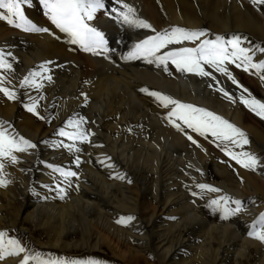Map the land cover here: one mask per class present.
Masks as SVG:
<instances>
[{"label":"bare ground","instance_id":"obj_1","mask_svg":"<svg viewBox=\"0 0 264 264\" xmlns=\"http://www.w3.org/2000/svg\"><path fill=\"white\" fill-rule=\"evenodd\" d=\"M131 1L133 18L151 28L135 27L139 34L124 50L107 37L112 50L105 56L85 51L58 31L47 9L41 8V0H30L22 7L33 24L48 32L25 31L0 19V52L13 68L0 80L15 92L14 99L0 92V124L7 134L23 136L36 145L14 153L16 163L4 161L2 175L9 182L0 186V231L20 240L26 252L0 264H20L25 254L40 258L29 264L57 259L81 264L90 260L97 264H264V241L249 235L262 230L264 215V118L256 117L242 102L243 98L264 103V69L245 71L227 63L234 84L207 65L204 68L211 75L200 76L178 71L171 61L165 70L145 58L127 59L136 44L180 27L203 31L200 40L240 37L252 62H264L260 51L264 4ZM103 3L105 7L87 21L101 30L109 25L107 19L118 2ZM0 12L7 15L5 9ZM199 42L168 45L158 55ZM58 60L63 66L57 77L38 79L42 87L32 96L25 94L28 88H22L21 81L30 73H43L41 66L50 67ZM151 92L213 112L244 132L248 144H222L210 132L201 135L175 118L173 123L168 118L173 106L165 107ZM33 98L40 102L36 112H26ZM81 113L87 118L81 128L88 140L76 141L79 152L70 151L61 144L72 141L66 137L59 141V129L74 131L67 122L82 119ZM225 146L256 156L257 167L237 164L222 153ZM49 165L76 176L69 184ZM198 184L220 191H202ZM221 196L233 203L241 201L240 211L227 217L212 214L210 203ZM128 216L134 219L117 223Z\"/></svg>","mask_w":264,"mask_h":264},{"label":"snow or ice","instance_id":"obj_2","mask_svg":"<svg viewBox=\"0 0 264 264\" xmlns=\"http://www.w3.org/2000/svg\"><path fill=\"white\" fill-rule=\"evenodd\" d=\"M30 0H0V9H5V13L0 12V19H6L9 24H14L18 28H23L25 31L31 32H48L47 28L37 27L33 24L24 13L22 5L29 3ZM44 7L47 9V15L52 24L60 31L67 33L71 37L73 44H79L85 51L96 52L99 48L106 49V41L104 40L103 33L97 31L96 28L90 26L87 21L94 18V13L97 9L104 8L103 0H41ZM254 4H264V0H253ZM122 8L126 11H118L117 8H112V12H117L118 16L122 18L123 22L130 26L139 28H151V25L143 20L132 18L134 9L128 4H122ZM205 33L203 31H189L184 28L175 27L164 32L157 33L155 36H150L142 42L135 45L134 51L129 54L127 59H135L143 57L147 59L148 63H157L158 66L163 65L167 70L168 62L171 61L175 68L180 72H193L200 76H210L211 73L206 71L204 65L215 69V71L226 75L232 82L237 83L235 78L231 75L226 67L227 63L235 64L236 67H243L245 71L249 68L262 70L264 69V62L253 63L252 56L249 54L250 50L241 47L240 37H234L231 40L225 41L223 37L217 36L215 40H200ZM185 41L196 42L200 41L195 47H182L176 50L168 51L162 55H158L161 49L166 48L168 45L181 44ZM264 52V48L260 49ZM43 73L49 70L46 66H41ZM0 68L8 71L12 68V64L8 62L5 54L0 52ZM43 73H30L21 81L22 88H35L39 90L42 87L41 83H37L35 77L41 76L42 79L51 81V76H45ZM214 78V77H213ZM223 92L225 96L228 93L223 88L218 89ZM147 91V90H145ZM0 92H3L9 99L15 98V92L10 91L8 88L3 87V80H0ZM150 95L154 96L165 107L172 105V109L168 113V118L173 123L175 119L181 120L188 128L193 129L195 132L205 135L211 133L223 144L225 141L232 145L242 146L248 144L244 132L235 127L227 120L208 111L204 108L195 107L192 104L181 103L179 100L172 99L167 95H162L160 92H151ZM42 99V97H40ZM242 102L252 108L257 115L264 118V103L255 99H243ZM38 100L32 99V103L27 106L29 112H36ZM259 109V111H257ZM84 123L83 119L69 120L67 126L74 129L72 132H66L64 128L59 129V135L67 137L72 141L71 144H61V146L68 148L70 151L74 150L79 152L80 149L76 147V141L85 142L88 140V134L81 128ZM177 128L180 126L175 125ZM239 137L240 139H237ZM190 140L192 137H188ZM195 143V141H193ZM36 145L31 141L20 136L18 139L15 136L7 134V130L0 124V186H7L6 179L3 178V169L5 168L4 161L9 163H16L18 157L14 154L16 152H24L28 148H35ZM225 154L235 160L237 164L245 168L255 169L258 164L256 156L248 152L235 153L227 150L225 146ZM77 164L79 157L76 158ZM49 167H53L49 165ZM53 171L59 172L65 181L70 184V177H75L76 173L73 171H65L59 167H53ZM122 178V177H120ZM202 191L207 190L210 192H219L220 189L210 187L206 184H198ZM61 192L64 190L61 188ZM196 195V193H193ZM63 198V197H61ZM229 197L221 196L219 199L211 201L210 206H216L221 209L227 217L240 211L241 201L235 200L237 205L234 209H229L227 203ZM223 202V203H222ZM134 217H121L117 223L127 224L132 221ZM262 230L250 232L256 238L264 241V215L260 220ZM26 249L22 246L20 240L15 237H9L6 231H0V260L9 256H20L25 253ZM39 256H29L25 254L20 264H29L30 260H39ZM42 264H81L79 261H64V260H47ZM84 264H97L96 261H87Z\"/></svg>","mask_w":264,"mask_h":264},{"label":"rangeland","instance_id":"obj_3","mask_svg":"<svg viewBox=\"0 0 264 264\" xmlns=\"http://www.w3.org/2000/svg\"><path fill=\"white\" fill-rule=\"evenodd\" d=\"M116 2H118V3H116L115 4V6H114V8H117V9H119L118 11H120V10H122V11H126L125 9H123L122 8V4H124V3H126V4H128L130 7H132L133 9H134V6H133V2L131 1V0H116ZM41 8H44V5L43 4H41ZM119 7V8H118ZM40 8V9H41ZM44 9H46V8H44ZM43 9V10H44ZM117 12H112L111 13V15H110V17H111V19H110V17L107 19V23L109 24H107L108 26L107 27H105V28H103V30H101V29H98L97 28V31H100V32H102L103 33V36H104V40H107L106 38L107 37H109V38H111L110 40L111 41H113V43H114V45L116 44L118 47L120 46V48H121V50H124L127 46H128V41L130 40V39H132L133 37H135L136 35H138L139 34V32L135 29V26H130V25H128V24H126V23H124L123 22V20H122V18L121 17H119V16H117ZM133 18V17H132ZM110 22V23H109ZM111 22H113V23H111ZM50 23H51V21H50ZM58 31H60V29H57ZM105 31V32H104ZM61 33H62V31H60ZM62 34H64V32L62 33ZM67 36H69L67 33H65ZM108 34V35H107ZM106 35V36H105ZM114 39H113V38ZM208 40H210V39H208ZM215 40V39H214ZM228 40H231V39H229L228 38ZM227 40V41H228ZM107 42V41H106ZM117 42V43H116ZM119 44V45H118ZM20 44H18L17 46H19ZM22 46L24 47V45L22 44ZM106 48H107V51H105V49H98L96 52L97 53H99V55L103 52V56H105V55H108L109 53H110V51L112 50V48L110 47V46H105ZM111 48V49H110ZM99 51V52H98ZM89 52H91V51H89ZM139 59L141 58V59H143V57H138ZM59 64H61V61H56L52 66H50V67H47L48 68V72L47 73H43V75H45L46 74V76H51V78H55V77H57V74L60 72V69L62 68V66L63 65H59ZM240 68H242V67H240ZM2 71H1V73H0V78H1V76H2V78L3 77H6L7 75H8V73H11L12 71H13V68H11V70H8V71H5L4 69H1ZM4 74V75H3ZM37 78V79H36ZM35 79H36V81L38 80V79H42L41 78V76H36L35 77ZM43 80V79H42ZM34 91H35V88H28V89H26L25 90V94H29L30 93V95L29 96H32L33 95V93H34ZM32 94V95H31ZM38 103H40L39 101H38ZM25 111L26 112H29L28 111V108H25ZM81 111V110H80ZM256 117H258L259 115H257L254 111L252 112ZM79 117L80 118H82L83 119V121H87V118H85L84 117V115H83V113H81V114H79ZM259 117H261V116H259ZM66 130H71V129H68V128H65V131ZM64 138L65 137H62V136H60V135H58V139H59V141H63L64 140ZM67 138V137H66ZM222 153H224L225 154V151H223L222 150ZM233 160V159H232ZM234 162H236L235 160H233ZM70 178H74V177H70ZM69 178V179H70ZM192 201H196V200H192ZM223 203V202H222ZM233 205H235L234 203H233V200L232 201H228V203H227V207L231 210L232 208H234V206ZM211 213L212 214H217V213H219V214H221V215H224V213H223V211L221 210V209H218L216 206H214L212 209H211ZM229 216V215H228ZM255 229V228H254ZM258 229L259 228H257V230L256 231H258ZM108 257H110V256H107L106 257V259H108Z\"/></svg>","mask_w":264,"mask_h":264}]
</instances>
